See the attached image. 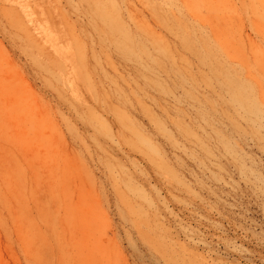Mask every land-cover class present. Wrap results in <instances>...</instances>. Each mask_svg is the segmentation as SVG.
Here are the masks:
<instances>
[{
    "label": "rangeland",
    "instance_id": "1",
    "mask_svg": "<svg viewBox=\"0 0 264 264\" xmlns=\"http://www.w3.org/2000/svg\"><path fill=\"white\" fill-rule=\"evenodd\" d=\"M0 264H264V0H0Z\"/></svg>",
    "mask_w": 264,
    "mask_h": 264
}]
</instances>
